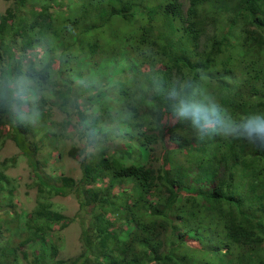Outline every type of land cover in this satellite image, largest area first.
Returning a JSON list of instances; mask_svg holds the SVG:
<instances>
[{"label":"trees","instance_id":"1","mask_svg":"<svg viewBox=\"0 0 264 264\" xmlns=\"http://www.w3.org/2000/svg\"><path fill=\"white\" fill-rule=\"evenodd\" d=\"M5 1L0 88L23 91L0 100V146L14 141L39 185L28 211L16 158L0 162V264H264V137L229 127L264 117V0ZM181 86L226 123L181 119L168 99ZM74 134L91 144L68 152L83 154L81 179L47 178L41 151ZM70 194L83 251L63 259L51 198Z\"/></svg>","mask_w":264,"mask_h":264},{"label":"rangeland","instance_id":"2","mask_svg":"<svg viewBox=\"0 0 264 264\" xmlns=\"http://www.w3.org/2000/svg\"><path fill=\"white\" fill-rule=\"evenodd\" d=\"M9 4L10 3L5 0H0V10L3 11L4 9H6L9 6ZM38 51L39 52H37L36 57H40L42 54V49H38ZM170 118L172 120V124H174L177 121L176 117L175 118L172 117V112L170 113ZM50 120L57 122L64 121V117L62 116L58 106L55 105L52 106ZM72 121L75 122V124H77L76 122L78 120H76V117L73 116ZM38 139H40L39 141L42 140L41 135H38ZM44 140L46 143H48L49 137H46ZM86 142H87L86 140L81 139L80 137L77 136V134H74L73 138L66 137L65 140L63 141V144H54L55 147L48 146V149L41 151L43 155L41 157V161H40L41 163L39 166L40 169H42L43 171V175L47 176V178H51L52 174H56L60 176L63 175L67 177H72L75 180H80L83 175V171L81 168L82 167L81 160L83 158V154L81 155L77 154V156L72 157L71 155H69L68 152L74 146L77 147L78 152H80L81 148H85V147L90 148L91 144L87 145ZM115 142L114 145L111 146V151H116L118 149H121V146H123V144L119 143L118 140H115ZM43 143L44 142H41L40 144ZM59 146L63 147L64 156L57 162L56 166H53L52 163H54L57 160L56 159V155L58 153L57 147ZM157 149L159 151V154H164V150L161 144L157 146ZM91 150L94 151V148H92ZM49 151L50 152L52 151L48 158L50 160L49 162L45 163L44 160L46 157H48L47 155ZM13 158H16V160L7 169V173L11 178L10 188L15 189V199H16L15 201L17 203L24 204V206L28 211H33V209L36 206V200H37L36 196L38 194L39 180L35 176L33 172V168L29 164V161H27V158L21 154V151L17 146V144L14 141L7 140L2 146H0V162L6 159H13ZM160 162L161 161L156 162L155 166H158ZM108 181H109L108 178L104 176L103 183L101 181L99 183L103 185ZM2 199L3 196L1 195L0 203L2 202ZM51 200H52L53 208L59 210L61 213L67 216L65 225H62L61 223L55 224L54 232L52 233L53 237L55 238L56 245L61 246V247L59 246L60 251L57 257L63 259L75 258L78 255H80L83 251V241L81 237V231H82L81 222L79 220V217L73 219L77 214L79 215L80 206L78 200L74 196V194L54 196L53 198H51ZM3 225L7 226L6 224ZM31 244L32 242L30 244L21 246V251L27 252L34 249L35 247L31 246Z\"/></svg>","mask_w":264,"mask_h":264},{"label":"clouds","instance_id":"3","mask_svg":"<svg viewBox=\"0 0 264 264\" xmlns=\"http://www.w3.org/2000/svg\"><path fill=\"white\" fill-rule=\"evenodd\" d=\"M36 71H42V68L38 65ZM31 82V81H29ZM23 89L12 92L11 96L8 94V90L0 88V100L11 102L17 96H21ZM168 99L172 102L175 113L181 118H191L193 123H197L203 113L210 112L216 119L214 121H208L209 126L224 125L223 116L215 105L210 108H205L201 104L193 103L187 100L183 94V86L179 90L173 89L168 93ZM229 127H240L243 129L241 135L252 137L253 135L264 137V117L258 115H251L246 123L242 125H229Z\"/></svg>","mask_w":264,"mask_h":264}]
</instances>
